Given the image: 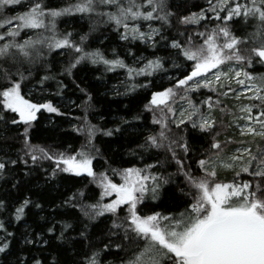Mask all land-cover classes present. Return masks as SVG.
Here are the masks:
<instances>
[{"label":"snow or ice","instance_id":"6c2138e0","mask_svg":"<svg viewBox=\"0 0 264 264\" xmlns=\"http://www.w3.org/2000/svg\"><path fill=\"white\" fill-rule=\"evenodd\" d=\"M258 68L264 0H0V264H264ZM86 69L96 89L81 86ZM51 81L52 96L80 93L81 116L34 98ZM42 112L67 117L79 148L34 143ZM37 174L65 189L45 201L61 219L29 232L45 211ZM21 222L31 247H17Z\"/></svg>","mask_w":264,"mask_h":264},{"label":"trees","instance_id":"16d2710c","mask_svg":"<svg viewBox=\"0 0 264 264\" xmlns=\"http://www.w3.org/2000/svg\"><path fill=\"white\" fill-rule=\"evenodd\" d=\"M52 2L54 4L57 3H62V0H52ZM200 3H204L205 0H199ZM258 72H264V68H258L257 69ZM81 77L84 78V83L81 85L83 86H88L91 89H96L97 88V84L98 82L94 80L93 78V74L91 71H88L87 69L80 74ZM96 75H99V73H96ZM109 76H111V74H109ZM65 83H68V81L66 80ZM77 83H80V79H77ZM166 83V82H165ZM48 88L47 92H44L43 94L40 93V91L34 90L33 92V96L34 98L37 99H44L45 97L49 98L52 100V102H56L58 99H61L62 97H56V96H52L51 93H54L56 91V86H55V82L51 81L49 82V85L46 86ZM73 86L70 85V89ZM70 89H65V93L66 95L62 98L63 100H66L63 103V108L61 109V111H65V112H70L71 116H81L82 112L79 108H77L75 105H69L70 100H77V96L80 95L79 92H74L71 91ZM99 91L103 92L105 91V89L101 88L99 89ZM95 94V93H94ZM110 98V97H109ZM123 99L125 103H127V98H120ZM77 103H81V101H77ZM144 103H147V100L144 101ZM96 109L103 111L104 110V105L103 104H97ZM70 108V110H69ZM112 110L113 113H115L117 111V105L113 104L112 105ZM50 115V113L47 112H42L40 113V115L38 116V123L40 125V128L42 129V135L40 138L34 139V143L36 144H40V145H51L54 148L55 147H59L60 150H63L64 147L67 146V143H72L74 148H79L80 143H83V140L80 139L79 141L74 139V134H68L65 133L64 131H62V129H70V124L67 123V117H59L56 116L55 114L52 118H48V116ZM10 115H15V114H10ZM95 113L93 111H89L88 113V119H90L93 123H96V119H94ZM150 115V114H149ZM217 116L219 118L220 114L217 113ZM225 121L228 119V117L224 118ZM73 123H75V121H73ZM55 126L56 127V135L55 137H50V135L48 134V132L46 131L48 128H51ZM111 126V125H109ZM15 127V126H14ZM108 139V138H105ZM10 143L14 144V148L12 149V153L13 156L15 157L16 153H21V143L16 140V141H10ZM102 149L104 147V145H99ZM117 150H119V147L116 146ZM124 160H128L131 159L130 157H128L127 155H125L123 157ZM161 159H163V157H161ZM117 160H119V157H117ZM148 163H154V160H147ZM45 166H47V163H45ZM94 166L97 167V170H103L104 168H106L107 166L103 164V161L97 160L96 162H94ZM130 167L132 165L130 164H121V163H116L113 164V167ZM139 166V164H138ZM27 168L23 165L20 164L17 166V173H16V178L19 179L20 177L23 176V172L26 171ZM169 172H174L175 169L174 168H169L168 169ZM228 178H231V174H228ZM27 179L32 181V198L34 200H39L40 203L45 204V211L41 212L40 209H32V213H39L38 216H33L32 214H29V216L27 217V225L30 226L29 228V232H31L33 229L35 230H39L37 227V223H33V220L35 219L39 225H44L46 224L48 221H51L52 223H55L57 220H60L61 217L56 216V215H49L50 211L52 208H55V204H51L48 205L45 203L46 200H50L55 198L56 200V204H58L60 202L59 200V193L64 191V188H57L52 190L51 192H48V189L51 187V185L46 184L44 182V178L41 174H37L34 176H29ZM77 180H80L81 178H76ZM56 183V182H53ZM79 186V185H77ZM3 187V181H0V188ZM98 191V190H97ZM41 197H43V199H41ZM157 210L159 211H165L166 208L165 207H161L158 208ZM40 217H45L46 219H40ZM60 225H57V228H59ZM26 225L21 222L20 224H16L12 230L17 232V238L19 240V243L17 244L18 248H24V247H31V246H26L24 244V240L22 237V233L25 231ZM24 255H27V253H23ZM34 254L37 256H41L42 255H55V253L53 252H44L43 254L39 253V252H35ZM109 259H113L112 257H109Z\"/></svg>","mask_w":264,"mask_h":264},{"label":"rangeland","instance_id":"374dc122","mask_svg":"<svg viewBox=\"0 0 264 264\" xmlns=\"http://www.w3.org/2000/svg\"><path fill=\"white\" fill-rule=\"evenodd\" d=\"M113 83H115L116 81H112ZM166 82V81H165ZM167 83V82H166ZM66 100H63L62 98L61 99H58L56 102H53L54 104H56L57 106H59L61 109L63 108V103L65 102ZM71 103H69L70 105ZM72 105V104H71ZM70 110V108H69ZM40 115V113H38V116ZM49 115V114H48ZM54 115L50 114L48 116V118H52Z\"/></svg>","mask_w":264,"mask_h":264}]
</instances>
